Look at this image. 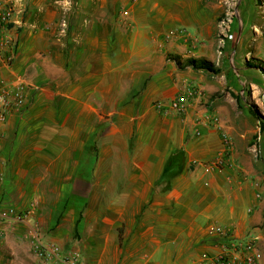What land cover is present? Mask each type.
I'll list each match as a JSON object with an SVG mask.
<instances>
[{
    "label": "crops",
    "instance_id": "1",
    "mask_svg": "<svg viewBox=\"0 0 264 264\" xmlns=\"http://www.w3.org/2000/svg\"><path fill=\"white\" fill-rule=\"evenodd\" d=\"M17 7L15 54L0 61V88L23 82L27 92L0 120V207L28 217L0 222V246L28 243L37 229L79 251L80 264H213L225 239L253 237L264 264V158L251 150L253 130L228 95L213 97L222 73L177 64L218 63L222 0ZM258 7L242 10L244 27L227 45L264 61L255 52L264 38ZM178 95L184 112L155 108ZM217 155L221 166L205 170Z\"/></svg>",
    "mask_w": 264,
    "mask_h": 264
},
{
    "label": "rangeland",
    "instance_id": "2",
    "mask_svg": "<svg viewBox=\"0 0 264 264\" xmlns=\"http://www.w3.org/2000/svg\"><path fill=\"white\" fill-rule=\"evenodd\" d=\"M262 4H264V0H222L216 31L217 53L220 56L217 64L210 61L217 71H209L212 74H223L224 85L213 94V97L228 95L231 98L235 111L241 112L242 120L253 130L250 145L253 154L255 153L258 158H264V129L260 127V122L264 123V61L253 57L250 49L246 46L239 50L236 43L244 27L242 10L249 11L254 8L260 11L261 7L258 6ZM260 15L261 13H259V17ZM258 20L261 22L264 19ZM245 27L249 28V25L245 24ZM229 34L232 37H228ZM248 34L249 31L244 29L242 34L246 36L244 41L254 44L248 38ZM229 41L236 43L229 46L227 45ZM255 47L256 54L260 58H264V38L256 42ZM250 62L257 65L249 66ZM251 81H256L257 85H251ZM28 237L26 236L25 239L28 243L22 240L18 246L13 245L14 242L12 243L11 238H8L7 242L3 241L0 246V264H39Z\"/></svg>",
    "mask_w": 264,
    "mask_h": 264
},
{
    "label": "built area",
    "instance_id": "3",
    "mask_svg": "<svg viewBox=\"0 0 264 264\" xmlns=\"http://www.w3.org/2000/svg\"><path fill=\"white\" fill-rule=\"evenodd\" d=\"M19 0H0V61L9 64L15 54L16 32L21 21L15 18ZM222 22V20H221ZM228 37H232L231 34ZM27 85L23 82L10 84L0 88V120H4L11 110H19L25 103ZM191 89H187V93ZM155 108L163 113H182L186 110L184 95H178L167 101H156ZM197 133V132H196ZM204 169L218 168L222 157L217 155L211 161L203 163ZM28 211L16 210L12 206L0 207V222L4 220L24 223ZM219 235L226 237V229L220 226L214 228ZM3 235L0 229V237ZM31 247L39 264H80L81 256L77 250H64L58 244L44 240L38 230L31 231ZM260 252L253 237L243 241L227 240L221 243L219 251L213 256V264H260Z\"/></svg>",
    "mask_w": 264,
    "mask_h": 264
},
{
    "label": "trees",
    "instance_id": "4",
    "mask_svg": "<svg viewBox=\"0 0 264 264\" xmlns=\"http://www.w3.org/2000/svg\"><path fill=\"white\" fill-rule=\"evenodd\" d=\"M178 66L183 67V66H190L194 69H202L206 71H212L216 72L217 69L213 66V64L203 58H186L184 62H179L177 61ZM249 66H254L257 64H253L252 62L248 63ZM260 127L264 129V123L260 122Z\"/></svg>",
    "mask_w": 264,
    "mask_h": 264
}]
</instances>
